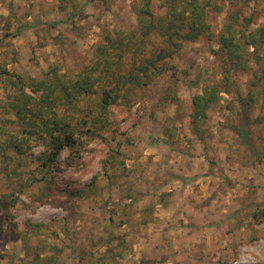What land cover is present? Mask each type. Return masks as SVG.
<instances>
[{"label":"rangeland","instance_id":"rangeland-1","mask_svg":"<svg viewBox=\"0 0 264 264\" xmlns=\"http://www.w3.org/2000/svg\"><path fill=\"white\" fill-rule=\"evenodd\" d=\"M134 2L0 0V74L39 79L57 68L75 76L107 33L136 28ZM218 5L222 13L209 14L216 33L237 9L240 24L252 18L250 30L264 25V0ZM160 45L152 36L146 53ZM216 47L205 38L185 43L132 105L111 106L108 130L75 136L48 167L47 144L5 149L21 124L1 74L0 264H264V98L248 148L233 130L236 92L220 93L193 125L194 96L221 79ZM251 77H233V91L244 92Z\"/></svg>","mask_w":264,"mask_h":264},{"label":"trees","instance_id":"trees-1","mask_svg":"<svg viewBox=\"0 0 264 264\" xmlns=\"http://www.w3.org/2000/svg\"><path fill=\"white\" fill-rule=\"evenodd\" d=\"M244 1L253 0H158L159 14H155L151 0H135L136 28L107 33L94 51L93 64L75 76L58 74L57 68L39 79L3 71L4 84L11 90L5 96L7 108L21 124L19 133L4 140L5 149L17 154L30 140L47 144L51 152L42 166L48 167L65 146L77 143L75 136L100 137L112 126V105H132L139 97L137 90L163 77L169 68L166 64L185 43L201 38L217 46L213 54L220 61L221 79L215 85H204L201 94L194 96L193 125L206 120V111L219 102L220 93L236 92L241 119L233 130L248 148L252 111L264 98V25L250 30L252 18L240 24L237 9L216 33L209 17L212 9L222 13L219 2L236 5ZM152 36H157L161 45L147 54ZM127 55L129 62L124 60ZM247 70H252V77L246 90L233 91L235 79ZM3 132L0 128V134ZM9 161L3 153L1 163L9 166ZM252 218H257L256 214Z\"/></svg>","mask_w":264,"mask_h":264}]
</instances>
